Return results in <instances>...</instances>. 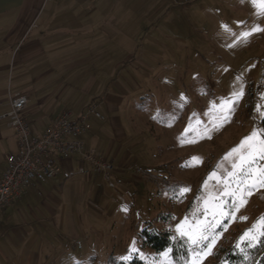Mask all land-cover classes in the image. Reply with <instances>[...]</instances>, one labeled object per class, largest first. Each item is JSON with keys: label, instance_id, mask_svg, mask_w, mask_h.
I'll list each match as a JSON object with an SVG mask.
<instances>
[{"label": "rangeland", "instance_id": "374dc122", "mask_svg": "<svg viewBox=\"0 0 264 264\" xmlns=\"http://www.w3.org/2000/svg\"><path fill=\"white\" fill-rule=\"evenodd\" d=\"M172 1L121 52L136 60L128 70L140 67L153 81L145 102L163 119L162 128L149 123L160 148H153L147 175L142 170L135 173L140 181H122V197L104 190L85 199L95 239H78L75 249L74 236L55 228L42 244L53 260L61 255L57 264H108L111 255L127 264L135 258L144 264H250L264 236V187L246 190L253 182L247 169L264 167V159L245 162L249 144L264 140V31L255 30L264 29V0ZM254 131L256 141L241 147ZM210 225L215 228L200 241ZM147 226L172 230L187 244L189 260L177 262L172 249L143 247ZM231 252L240 261L226 259Z\"/></svg>", "mask_w": 264, "mask_h": 264}, {"label": "crops", "instance_id": "0c3cea01", "mask_svg": "<svg viewBox=\"0 0 264 264\" xmlns=\"http://www.w3.org/2000/svg\"><path fill=\"white\" fill-rule=\"evenodd\" d=\"M167 3L177 2L0 0V170L18 151L14 130L1 117L19 94L28 99L24 114L36 135L65 111L77 119L94 106L102 118L91 115L88 120L82 136L86 151L114 165L106 180L79 154L57 158V176L26 189L22 200L3 213L0 264H57L61 255L53 260L42 244L55 228L74 236L75 249L78 239H95L85 199L104 190L122 197V181H140L134 165L149 173L153 148H160V137L149 123L162 128L163 119L145 102L152 79L140 67L128 70L136 60L121 52L136 31H147L146 21Z\"/></svg>", "mask_w": 264, "mask_h": 264}, {"label": "built area", "instance_id": "2783aa9c", "mask_svg": "<svg viewBox=\"0 0 264 264\" xmlns=\"http://www.w3.org/2000/svg\"><path fill=\"white\" fill-rule=\"evenodd\" d=\"M27 104V97L19 94L12 100L10 111L1 117L13 128L18 151L7 157L4 168L0 170V219L10 205L22 200L26 189L36 183H47L57 176L59 157L79 154L106 180L114 171L111 161L97 159L85 149L82 136L88 128L90 116L102 118L94 106L77 119L65 111L42 134L36 135L24 114ZM133 169L136 174H142L138 165Z\"/></svg>", "mask_w": 264, "mask_h": 264}, {"label": "trees", "instance_id": "16d2710c", "mask_svg": "<svg viewBox=\"0 0 264 264\" xmlns=\"http://www.w3.org/2000/svg\"><path fill=\"white\" fill-rule=\"evenodd\" d=\"M141 242L143 247L150 248L156 253L164 252L168 249H172V254L177 262H185L190 258V250L184 240L178 239L176 234L168 230H158L153 226H147L141 232ZM233 249V248H232ZM179 255L182 258H179ZM252 261L250 264H264V236L260 240L259 245H257L251 252ZM226 259L231 261H240L241 256L235 255L232 252L228 254ZM82 264V262L77 263ZM108 264H127L124 261L116 259L114 256H110ZM129 264H144L140 259L135 258Z\"/></svg>", "mask_w": 264, "mask_h": 264}, {"label": "snow or ice", "instance_id": "6c2138e0", "mask_svg": "<svg viewBox=\"0 0 264 264\" xmlns=\"http://www.w3.org/2000/svg\"><path fill=\"white\" fill-rule=\"evenodd\" d=\"M252 3L254 5H256L257 0H252ZM261 7H262V10H264V5H262ZM255 30L256 31H264V29H260L259 27H257ZM250 34L251 33H249V32L244 33L245 36H248ZM257 136H258V133L256 131H254L251 134V136H249L245 139V141L243 142L241 147H243L244 144H249V141H256ZM249 148H250V151L248 153V158L245 161L246 163H249L250 165L254 164L256 162L257 156H259L260 159H264V140H260L258 144H256V143L249 144ZM234 151H236V150H234ZM194 159H198V158H194ZM253 171H258V173H259V175L255 178L252 177ZM246 177L248 179L253 180V182L249 186H247V188H246L248 193H251L258 186L264 187V167H262L260 169H255V170L252 167H249L247 169V172H246ZM244 203H245V200L241 199L240 204L243 205ZM233 208L238 210L236 205H233ZM214 228H215V225L206 226L205 229L202 230L203 234L200 236V241L208 239V234L211 233ZM177 231H180V229L178 228ZM184 235H185V233L181 232V236H184ZM189 238L192 239V237H189ZM192 242L197 243V241L195 239H193ZM214 242H215V236H213L210 243H214ZM205 247L207 248V245ZM207 250L209 252L211 251L210 248H208ZM125 259H127V257Z\"/></svg>", "mask_w": 264, "mask_h": 264}]
</instances>
